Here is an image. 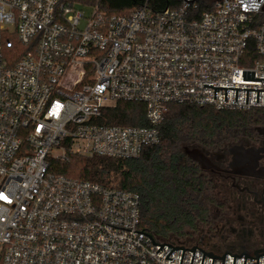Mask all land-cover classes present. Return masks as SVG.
<instances>
[{
    "label": "built area",
    "instance_id": "obj_1",
    "mask_svg": "<svg viewBox=\"0 0 264 264\" xmlns=\"http://www.w3.org/2000/svg\"><path fill=\"white\" fill-rule=\"evenodd\" d=\"M177 2L160 14L145 5L108 16L96 6L85 17L62 0H0V264H181L184 250L164 244L213 253L143 231L137 193L52 170L71 154L141 157L160 143L170 105L264 109L263 91L259 103L249 91L246 104L245 90L237 101L227 90L225 101V89L214 99L203 86L264 90V81L243 80V72L264 79V0H213L199 17L198 0ZM119 102L143 104L150 126L99 123ZM134 231L164 246L158 252ZM230 254L213 253L234 264ZM203 256L195 249L192 264Z\"/></svg>",
    "mask_w": 264,
    "mask_h": 264
},
{
    "label": "trees",
    "instance_id": "obj_2",
    "mask_svg": "<svg viewBox=\"0 0 264 264\" xmlns=\"http://www.w3.org/2000/svg\"><path fill=\"white\" fill-rule=\"evenodd\" d=\"M80 9L98 7L108 16L129 15L147 6L154 14L177 7V0H62ZM198 0L191 11L195 17L211 8L213 0ZM264 23V14L257 17ZM25 54V53H24ZM264 109L217 111L208 106L170 105L160 126L161 141L146 148L137 159H111L71 154L69 161L55 162L52 170L65 177L98 183L103 187L137 193L140 196L141 228L159 240L196 229L207 215L204 185L192 168L183 147L194 142L217 140L232 135L260 118ZM99 123L109 126H150L146 108L140 103L119 102L103 110Z\"/></svg>",
    "mask_w": 264,
    "mask_h": 264
},
{
    "label": "flooded vegetation",
    "instance_id": "obj_3",
    "mask_svg": "<svg viewBox=\"0 0 264 264\" xmlns=\"http://www.w3.org/2000/svg\"><path fill=\"white\" fill-rule=\"evenodd\" d=\"M183 153L206 195L194 244L218 254L264 255V121L194 142Z\"/></svg>",
    "mask_w": 264,
    "mask_h": 264
},
{
    "label": "water",
    "instance_id": "obj_4",
    "mask_svg": "<svg viewBox=\"0 0 264 264\" xmlns=\"http://www.w3.org/2000/svg\"><path fill=\"white\" fill-rule=\"evenodd\" d=\"M186 1H187V2H193V1H195V0H192V1H188V0H186ZM214 1H219V0H214ZM259 1H260V0H259ZM243 80H249V81H264V79H255V72H243ZM203 86H204V87H211V88H214V99H216L217 89H225V101H227V90H236V100H235V101H237V99H238V90H245V91H247V95H246V104H248V94H249V91H257V103H259V92H260V91H263V92H264V90H258V89L221 88V87H213V85H203ZM115 227H116V226H115ZM118 228H120V227H118ZM121 229H124V228H121ZM125 230H128V229H125ZM128 231H132V230H128ZM143 231H144V230H143ZM143 231H142V232L134 231V232L141 233V234H143V235L148 236L149 238H151V236H149L148 234L144 233ZM151 240L153 241V245L161 246L160 249L158 250V252L162 249V247H163L164 245L174 248V249L171 251V253H172L174 250H184V252L187 251V250H189V251L194 252V254H195V249H198L199 251H201L202 253H204L202 264H203V262H204L205 255H207V256H209V257H211V258L213 259V263H212V264H214V260H215V258L223 259V264H225V257H226V255H224L223 258H220V257H215V256L213 255V253L206 254L204 250H202V249H200V248H198V247H193L192 249H185L184 247H177V248H175V247H173V246H171V245H167V244H164V245L156 244L152 238H151ZM158 252H157V253H158ZM184 252H183V257H184ZM171 253H170V254H171ZM170 254H169V255H170ZM194 254H193V258H192V262H191V264L193 263ZM226 254H230V253H226ZM169 255H168V256H169ZM230 255H231V254H230ZM168 256L166 257V259L172 261V259H171V258H168ZM231 256L234 257V264H235V260H236V258H242V257H243V255H242L241 257H240V256H237V255H231ZM262 256H264V255H262ZM262 256H255V257H257V258H252L251 256H245V263H244V264H246V259H253V260L257 259V260H258V264H259V257H262ZM183 257H182V261H183ZM182 261H181V264H182Z\"/></svg>",
    "mask_w": 264,
    "mask_h": 264
},
{
    "label": "rangeland",
    "instance_id": "obj_5",
    "mask_svg": "<svg viewBox=\"0 0 264 264\" xmlns=\"http://www.w3.org/2000/svg\"><path fill=\"white\" fill-rule=\"evenodd\" d=\"M208 4H209V1L208 0H205ZM81 10H83L84 14H85V17H89L92 12H93V8L92 7H88V6H82L80 8ZM80 28H84V22L80 25ZM260 121H264V118L260 116ZM202 224L199 222L196 229H191V228H186L185 229V234L184 235H181V236H172L171 238H168L166 240L168 241H173V240H177V241H180V242H187V243H196L198 242L197 239L195 238V236H193V231H197L198 230V227H200Z\"/></svg>",
    "mask_w": 264,
    "mask_h": 264
}]
</instances>
